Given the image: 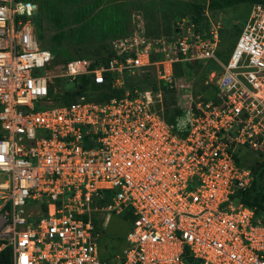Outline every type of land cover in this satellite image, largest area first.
Here are the masks:
<instances>
[{
    "label": "built area",
    "instance_id": "built-area-1",
    "mask_svg": "<svg viewBox=\"0 0 264 264\" xmlns=\"http://www.w3.org/2000/svg\"><path fill=\"white\" fill-rule=\"evenodd\" d=\"M37 7L0 0V253L10 248L11 264H264V212L241 202L254 174L237 154L264 161V4L225 61L207 9L165 37L140 23L103 60H56L36 41ZM197 64L211 66L202 84ZM152 67L157 91L127 88ZM84 76L123 93L64 102ZM110 215L131 225L108 256Z\"/></svg>",
    "mask_w": 264,
    "mask_h": 264
},
{
    "label": "rangeland",
    "instance_id": "rangeland-1",
    "mask_svg": "<svg viewBox=\"0 0 264 264\" xmlns=\"http://www.w3.org/2000/svg\"><path fill=\"white\" fill-rule=\"evenodd\" d=\"M212 0H42L35 13L34 32L41 49L48 50L56 60L75 57L95 59L110 52L112 43L128 37L142 23L150 39L171 34L177 18L202 6L208 10ZM252 5V4H251ZM248 1L228 8L211 10L222 25L219 52L228 58L250 12ZM177 66V65H176ZM175 66V67H176ZM44 72H42L43 74ZM186 79L194 77L191 71ZM130 80L138 91H156V68L135 75ZM66 89L73 88L68 81L56 79ZM94 95L95 93H90ZM173 98L174 93H166ZM164 105L167 107L168 98ZM170 109L165 110L169 117ZM239 162L257 171V190L264 193V161L249 149L237 151ZM260 162V163H259ZM254 184V185H255ZM264 196V194H263ZM261 198V197H260ZM244 199L241 197V200ZM254 197H252L253 201ZM233 206H237L234 201ZM104 220L102 219V222ZM130 223L121 216L110 215L100 246L107 255L121 254Z\"/></svg>",
    "mask_w": 264,
    "mask_h": 264
},
{
    "label": "trees",
    "instance_id": "trees-1",
    "mask_svg": "<svg viewBox=\"0 0 264 264\" xmlns=\"http://www.w3.org/2000/svg\"><path fill=\"white\" fill-rule=\"evenodd\" d=\"M30 1H34L37 3V6L39 8V3L42 2V0H30ZM248 1V3H250V5L252 4H264V0H212L210 2V4L208 5L209 9L208 11H210L211 15L214 16L211 12V10L213 9H221V8H228L231 7L232 5H236L238 3H242V2H246ZM203 7L202 6H197L195 8V10L189 12L188 14H186L185 16H181L180 18H188L191 21L199 24L200 21L204 20L203 18ZM179 19V18H177ZM175 23V22H174ZM174 33V25H173V30L171 32L170 35H172ZM109 54V53H108ZM106 55V54H105ZM104 55V56H105ZM217 55L222 59V60H226V58L222 57L220 52L218 51ZM103 57H98L99 59L103 60ZM75 58H80V57H75ZM70 59V58H69ZM97 59V58H95ZM187 67H191L193 70V73L197 76V82H201L206 79L207 74L209 73V70L211 69L210 65H189ZM190 68V70H191ZM189 71H187L185 68L182 69V67L180 65H177L175 67V75L176 76H181L184 75L186 76V73L189 74ZM201 70V72H200ZM193 73L191 72L192 76ZM133 78V77H132ZM130 78V79H132ZM127 88L129 90H134L136 89V85L134 83H129ZM157 89V88H155ZM157 91V90H156ZM95 93L94 95H91L90 93ZM123 93L122 90H112L108 84L105 85H95L94 83H92L89 79L88 76H84L78 79L75 89L67 94V97H64V102L69 103L70 101L76 99L77 97L80 96H85L87 100L90 101H95V102H104V101H108L109 99L113 98V97H120V95ZM174 101L172 99H170V101L167 104V108H169V106L171 104H173ZM174 110L170 111V115L169 117H167L168 122H172L173 120V112ZM176 114H179V112ZM251 169V168H250ZM253 174H254V180L252 182L251 187L242 193L241 197H243L244 199L241 200V202L250 208H255L256 211L258 213H262L264 212V193H261L260 191L257 190V186H256V174L258 173L257 171L251 169ZM255 184V185H254ZM252 197H254L253 201H252ZM261 197V198H260ZM127 218H129V216L126 215ZM12 254H11V249L10 248H6L4 249L1 253H0V264H11V258Z\"/></svg>",
    "mask_w": 264,
    "mask_h": 264
},
{
    "label": "water",
    "instance_id": "water-1",
    "mask_svg": "<svg viewBox=\"0 0 264 264\" xmlns=\"http://www.w3.org/2000/svg\"><path fill=\"white\" fill-rule=\"evenodd\" d=\"M260 163V162H259ZM256 170V169H255Z\"/></svg>",
    "mask_w": 264,
    "mask_h": 264
}]
</instances>
